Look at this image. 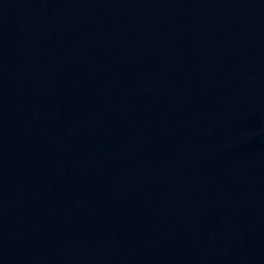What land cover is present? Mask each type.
<instances>
[{"label": "water", "instance_id": "water-1", "mask_svg": "<svg viewBox=\"0 0 264 264\" xmlns=\"http://www.w3.org/2000/svg\"><path fill=\"white\" fill-rule=\"evenodd\" d=\"M198 94L252 264H264V0H160Z\"/></svg>", "mask_w": 264, "mask_h": 264}]
</instances>
